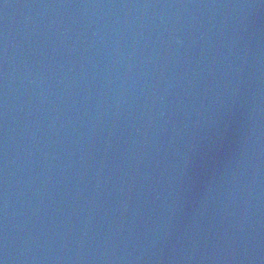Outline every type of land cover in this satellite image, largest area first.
Here are the masks:
<instances>
[{
  "label": "water",
  "instance_id": "water-1",
  "mask_svg": "<svg viewBox=\"0 0 264 264\" xmlns=\"http://www.w3.org/2000/svg\"><path fill=\"white\" fill-rule=\"evenodd\" d=\"M0 264H264V0H0Z\"/></svg>",
  "mask_w": 264,
  "mask_h": 264
}]
</instances>
